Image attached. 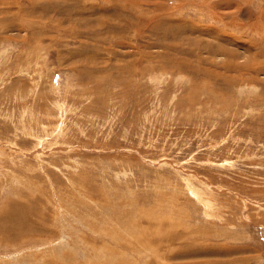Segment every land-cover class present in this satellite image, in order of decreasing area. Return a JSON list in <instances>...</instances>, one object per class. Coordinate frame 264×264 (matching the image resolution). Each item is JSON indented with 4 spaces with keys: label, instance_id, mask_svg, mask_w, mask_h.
<instances>
[{
    "label": "rangeland",
    "instance_id": "rangeland-1",
    "mask_svg": "<svg viewBox=\"0 0 264 264\" xmlns=\"http://www.w3.org/2000/svg\"><path fill=\"white\" fill-rule=\"evenodd\" d=\"M0 264H264V0H0Z\"/></svg>",
    "mask_w": 264,
    "mask_h": 264
}]
</instances>
